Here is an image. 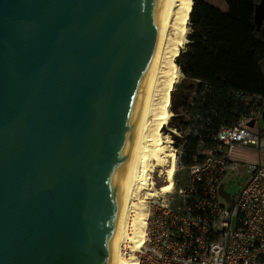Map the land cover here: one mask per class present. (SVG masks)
Listing matches in <instances>:
<instances>
[{
	"label": "water",
	"instance_id": "obj_1",
	"mask_svg": "<svg viewBox=\"0 0 264 264\" xmlns=\"http://www.w3.org/2000/svg\"><path fill=\"white\" fill-rule=\"evenodd\" d=\"M162 8L0 0V264H110Z\"/></svg>",
	"mask_w": 264,
	"mask_h": 264
},
{
	"label": "built area",
	"instance_id": "obj_2",
	"mask_svg": "<svg viewBox=\"0 0 264 264\" xmlns=\"http://www.w3.org/2000/svg\"><path fill=\"white\" fill-rule=\"evenodd\" d=\"M195 84L180 114L184 124L172 132L178 146L173 186L163 191L166 174L148 215L138 209L146 202L135 206L143 214L142 244L128 241L123 253L133 264H264V100L228 92L225 118L220 105L200 108L210 84ZM236 151L253 153L254 161L239 160ZM244 164L247 184L225 195L230 172L234 181L241 178Z\"/></svg>",
	"mask_w": 264,
	"mask_h": 264
},
{
	"label": "bare ground",
	"instance_id": "obj_3",
	"mask_svg": "<svg viewBox=\"0 0 264 264\" xmlns=\"http://www.w3.org/2000/svg\"><path fill=\"white\" fill-rule=\"evenodd\" d=\"M190 5L191 0H163L161 19L154 41V58L138 122L130 141L114 211L112 240L115 252L110 264H133L124 255L123 247L128 245V241L138 245L143 240V214L135 211V206L141 201L140 191L148 186L147 166L152 161H156L161 167L168 163L169 185L164 186L163 191L167 192L173 186L175 155L167 145L161 128L172 118L169 110L170 93L180 79L175 59L180 53L185 34L184 24L190 12Z\"/></svg>",
	"mask_w": 264,
	"mask_h": 264
},
{
	"label": "trees",
	"instance_id": "obj_4",
	"mask_svg": "<svg viewBox=\"0 0 264 264\" xmlns=\"http://www.w3.org/2000/svg\"><path fill=\"white\" fill-rule=\"evenodd\" d=\"M260 1L226 0L227 8L222 10L207 0H192L188 15L192 32L187 50L175 59L184 75L177 90L187 93L180 102L177 91L170 93L174 113L188 106L186 98L197 79L210 84L204 102L198 103L200 108L208 110L220 105L225 118L232 104H221L228 92L244 91L264 100V22L260 31L254 22L255 7ZM262 118L264 123V110Z\"/></svg>",
	"mask_w": 264,
	"mask_h": 264
},
{
	"label": "rangeland",
	"instance_id": "obj_5",
	"mask_svg": "<svg viewBox=\"0 0 264 264\" xmlns=\"http://www.w3.org/2000/svg\"><path fill=\"white\" fill-rule=\"evenodd\" d=\"M207 1H208L209 4L216 6L215 3L217 2V0H207ZM193 2H194V0H193ZM191 3H192V0H191ZM190 7H191V5H190ZM191 32H192L191 19L189 17H187V19L185 21V24H184V33L185 34H184V37H183V40H182V45L180 47V52L187 50L188 35ZM262 37H264V28H263V31H262ZM262 68L264 69V65L262 66ZM178 71H179L180 79H179V82L174 85V88L171 91V93L177 91V93H178L177 98L179 99V102H180L181 98L184 97L187 92H186V90H184V91L177 90V89H179L178 85L184 79V75L181 72L180 68H178ZM195 85L196 84L193 85L194 88H195ZM192 93L193 92H191V94ZM189 95H190V93L188 94V96ZM170 99H171V95H170ZM170 102H171V100H170ZM171 105H172V102H171V104L169 106V110L171 111L172 118L169 120V122L167 124L164 125V127L161 128V130H162L161 132L166 137L167 145L170 147V150H172L174 152V150L177 149L178 146H177V140H173L172 139V138H176L172 132H176L175 128L180 126L181 124H184V122L181 121V119L183 117L180 116V114H182L183 108H180V107L178 108L177 107L178 108V113H174L171 110ZM178 114H179V116H177ZM263 124L264 123L262 122V125ZM173 144H174V146H173ZM235 154L238 155L239 158H241L239 160L243 159V160H246V161H251L252 160L251 158L254 155L253 153H250V152L241 153L239 151H236ZM241 162H245V161H241ZM156 165H157L156 161H152L151 164H149V166H147L146 174L149 177V183H148L149 187H147L144 190H142L140 192V194H139L140 195L139 198H141V201L146 202L147 204H145V203L140 204L139 205L140 208H138V209H139V211L142 210L143 212L147 213V215L149 214V211H150L149 204L151 202H153V199H154L153 196H155L153 194H155L156 192L160 193V189H161L160 187H162L164 185L165 176L167 174V169H168V166H169L168 163H166L165 166H162V167L158 166V165L156 166ZM239 171H241V174L243 176L241 178L236 179L235 181H234V177H231V172H230L229 177L227 179L228 182L225 184V189H224V194L225 195L233 196L234 194H237L239 192V189H241V187H244L247 184L249 175L247 174V167L245 166V164H244L243 168L239 169ZM244 172H246V175H244ZM162 177H164V178H162ZM142 192H143V194H142Z\"/></svg>",
	"mask_w": 264,
	"mask_h": 264
},
{
	"label": "crops",
	"instance_id": "obj_6",
	"mask_svg": "<svg viewBox=\"0 0 264 264\" xmlns=\"http://www.w3.org/2000/svg\"><path fill=\"white\" fill-rule=\"evenodd\" d=\"M215 5L217 7H219L220 9H222V10H225L227 8V2H226V0H217V2L215 3ZM246 152H248V151H246ZM241 153H245V152L243 151ZM251 159H252V161H254V156Z\"/></svg>",
	"mask_w": 264,
	"mask_h": 264
}]
</instances>
